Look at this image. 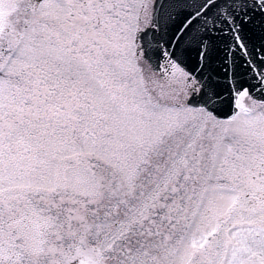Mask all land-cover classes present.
Listing matches in <instances>:
<instances>
[{
  "label": "snow or ice",
  "instance_id": "obj_1",
  "mask_svg": "<svg viewBox=\"0 0 264 264\" xmlns=\"http://www.w3.org/2000/svg\"><path fill=\"white\" fill-rule=\"evenodd\" d=\"M0 264H264V0H0Z\"/></svg>",
  "mask_w": 264,
  "mask_h": 264
}]
</instances>
